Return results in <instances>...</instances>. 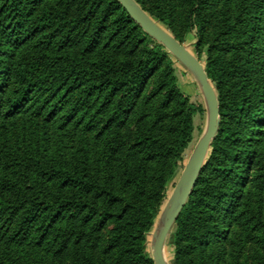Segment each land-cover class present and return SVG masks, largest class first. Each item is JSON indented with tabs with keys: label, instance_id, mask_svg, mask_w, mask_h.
<instances>
[{
	"label": "trees",
	"instance_id": "obj_1",
	"mask_svg": "<svg viewBox=\"0 0 264 264\" xmlns=\"http://www.w3.org/2000/svg\"><path fill=\"white\" fill-rule=\"evenodd\" d=\"M135 1L193 34L219 105L172 264H264V0ZM175 62L118 0H0V264H154L204 113Z\"/></svg>",
	"mask_w": 264,
	"mask_h": 264
},
{
	"label": "water",
	"instance_id": "obj_2",
	"mask_svg": "<svg viewBox=\"0 0 264 264\" xmlns=\"http://www.w3.org/2000/svg\"><path fill=\"white\" fill-rule=\"evenodd\" d=\"M131 18L157 42L161 43L197 81L205 102L204 130L194 145L164 208L150 233V254L154 264H168L164 245L167 234L195 185L199 172L208 157L210 144L219 126V105L216 91L205 72L204 65L170 32L155 21L135 0H118Z\"/></svg>",
	"mask_w": 264,
	"mask_h": 264
},
{
	"label": "rangeland",
	"instance_id": "obj_3",
	"mask_svg": "<svg viewBox=\"0 0 264 264\" xmlns=\"http://www.w3.org/2000/svg\"><path fill=\"white\" fill-rule=\"evenodd\" d=\"M192 36H193V34L188 35L186 40L183 42V44H185L196 57L198 56L197 58L204 65V57H205L204 53H202L200 55L197 54V52L194 48L195 39ZM175 67H176V75L178 77L180 86H181L184 94L187 95L188 97H190L191 101L195 102L196 104H202L204 107V113H202V114L197 113L193 117L194 131H193L192 142H191L190 146L188 147V149L184 153V161L177 167L174 176L167 183L166 196H165V198L161 204L160 212L164 208V206L167 202V199L170 196L171 191L174 188V186H175V184L179 178V175H180V173L184 167V164H185L186 160L188 159L194 145L196 144L197 140L200 138V136L204 130V127H205V122H206L205 102H204V98H203L201 89H200L197 81L195 80V78L193 77L191 72L187 68H185L178 60H177V62H175ZM211 84H212V82H211ZM213 87H214V85H213ZM219 120H220V116H219ZM208 155H209V153H208ZM207 158H206V160H207ZM160 212H159V214H160ZM156 222H157V219H156L155 223ZM173 225L171 226V228L167 234L165 245H164V254H165V258H166L168 264H172V246H171L170 234H171ZM148 241L150 243V234L148 236ZM148 249L150 250L149 245H148Z\"/></svg>",
	"mask_w": 264,
	"mask_h": 264
}]
</instances>
